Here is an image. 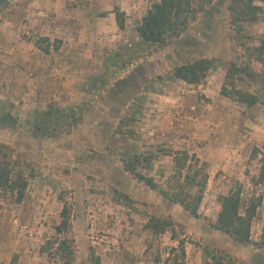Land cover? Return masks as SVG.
<instances>
[{"label": "rangeland", "instance_id": "374dc122", "mask_svg": "<svg viewBox=\"0 0 264 264\" xmlns=\"http://www.w3.org/2000/svg\"><path fill=\"white\" fill-rule=\"evenodd\" d=\"M158 1L0 2V117H10L0 124V158L7 153L27 179L22 202L0 193V264H59L46 248L63 239L73 264H209L205 250L233 264H264L256 245L264 227V85L235 76L258 97L250 108L220 95L231 64L264 72V53L253 50L264 0H253L261 10L252 23L231 18L230 0H193L195 18L180 37L141 43L136 27ZM199 59L211 63L201 84L173 77ZM50 107L61 110L49 125L55 132L35 137L34 123ZM178 151L208 164L197 217L160 192L173 184ZM135 154L152 157L150 169L137 171L159 190L125 172L122 161ZM236 182L244 195L262 196L248 245L213 228L218 199ZM64 207L68 227L58 234Z\"/></svg>", "mask_w": 264, "mask_h": 264}, {"label": "trees", "instance_id": "16d2710c", "mask_svg": "<svg viewBox=\"0 0 264 264\" xmlns=\"http://www.w3.org/2000/svg\"><path fill=\"white\" fill-rule=\"evenodd\" d=\"M3 0H0V2ZM210 3L211 0H204ZM261 8L253 4V0H230L228 11L231 18L245 21L256 22ZM195 18V8L193 0H159L153 3L142 17L136 27V33L141 43L149 45H167L172 40L177 39L184 33L189 23ZM117 26L121 29L123 19L121 13L115 12ZM259 54L264 53V25L263 34L259 46L253 49ZM264 68V61L261 63ZM211 63L205 59L179 65L173 70V77L189 85L201 84L210 69ZM244 73L249 78L258 76L264 85V72L255 75L240 69L235 64H231L225 74L224 83L220 89V95L233 100L236 103L250 108L257 104L256 94L238 88L235 84V76ZM61 110L50 107L41 115V119L34 123L33 131L35 137H50L55 129H50L49 125L60 116ZM63 116H61L62 118ZM10 117H0V124H8ZM13 124V123H12ZM1 151V149H0ZM173 174L167 184H172L169 189H161L162 195L175 204L180 205L189 215L198 216V210L203 199L204 191L208 183L207 163L198 158L195 154L186 151H178L172 154ZM264 159V155H262ZM152 157L143 155H132L128 160H123L125 172H128L138 182L151 190H159L155 181L140 174L137 170L143 166L150 169ZM264 162L262 163V171ZM262 171L259 176L262 177ZM258 183H253L256 186ZM27 188L26 177L15 169L14 163L7 153L0 158V193H8L14 198L16 203L22 202ZM262 202V196L254 192L244 195L243 185L236 182V185L225 196L218 199L219 211L217 213L213 228L229 237L234 243L248 245L250 243V229L252 220L256 216L257 209ZM60 224L56 228L58 234L62 233L67 227L69 216L64 207L60 214ZM149 226L157 232L158 221L151 219ZM164 231L161 229L160 232ZM47 251L54 250L55 258L59 264H73V251L71 241L68 239L59 242H48ZM259 248L264 249V227L259 241L256 243ZM207 252L210 256L209 264H233L230 258ZM208 264V263H206Z\"/></svg>", "mask_w": 264, "mask_h": 264}, {"label": "crops", "instance_id": "0c3cea01", "mask_svg": "<svg viewBox=\"0 0 264 264\" xmlns=\"http://www.w3.org/2000/svg\"><path fill=\"white\" fill-rule=\"evenodd\" d=\"M146 14V13H145ZM110 16H111V14L109 15V18H110ZM142 19V18H141ZM141 19H140V21H141ZM107 21H108V19H107ZM111 21V20H110ZM140 21H139V23H140ZM72 40H73V44H74V42H76L77 40L74 38V37H72L71 38ZM78 40L80 41V39L78 38ZM82 40H85V39H82ZM76 44V43H75ZM32 57H30V64L32 63V59H31ZM202 160V159H201ZM203 161V160H202ZM204 162H206V161H204ZM207 163V162H206ZM207 169H208V164H207ZM208 176H209V174H208ZM209 179V178H208Z\"/></svg>", "mask_w": 264, "mask_h": 264}]
</instances>
